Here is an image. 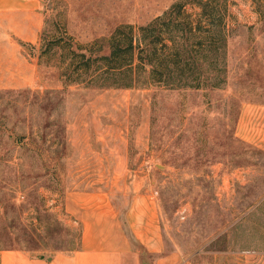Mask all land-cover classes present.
<instances>
[{
	"label": "rangeland",
	"instance_id": "rangeland-1",
	"mask_svg": "<svg viewBox=\"0 0 264 264\" xmlns=\"http://www.w3.org/2000/svg\"><path fill=\"white\" fill-rule=\"evenodd\" d=\"M185 1L29 0L0 12V248H78L64 199L79 191L120 213L154 202L164 249L144 252L128 228L140 264H264V0H226L220 88L68 86L60 55L40 58L44 33L46 44L106 43Z\"/></svg>",
	"mask_w": 264,
	"mask_h": 264
},
{
	"label": "trees",
	"instance_id": "trees-1",
	"mask_svg": "<svg viewBox=\"0 0 264 264\" xmlns=\"http://www.w3.org/2000/svg\"><path fill=\"white\" fill-rule=\"evenodd\" d=\"M226 4V0L178 2L146 25L119 26L106 43L83 46L64 34L46 44L44 33L40 58L59 54L68 86L220 88L229 37ZM188 5L201 11L194 16Z\"/></svg>",
	"mask_w": 264,
	"mask_h": 264
},
{
	"label": "crops",
	"instance_id": "crops-1",
	"mask_svg": "<svg viewBox=\"0 0 264 264\" xmlns=\"http://www.w3.org/2000/svg\"><path fill=\"white\" fill-rule=\"evenodd\" d=\"M27 3L29 0H0V12L25 11L23 5ZM249 135H255L254 131ZM64 208L80 226L78 248L49 256H33L19 247L0 248V264H140L141 257L132 246L130 227L144 252H163L161 221L153 201L135 199L126 212L120 213L114 199L106 194L75 191L66 194ZM157 261V264L173 261V256Z\"/></svg>",
	"mask_w": 264,
	"mask_h": 264
}]
</instances>
